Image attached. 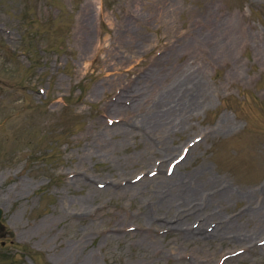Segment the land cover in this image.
<instances>
[{"label": "rangeland", "instance_id": "1", "mask_svg": "<svg viewBox=\"0 0 264 264\" xmlns=\"http://www.w3.org/2000/svg\"><path fill=\"white\" fill-rule=\"evenodd\" d=\"M184 76L203 106L147 135ZM174 176L231 198L157 217ZM263 193L264 0H0V264H264ZM228 217L253 236H205Z\"/></svg>", "mask_w": 264, "mask_h": 264}, {"label": "bare ground", "instance_id": "2", "mask_svg": "<svg viewBox=\"0 0 264 264\" xmlns=\"http://www.w3.org/2000/svg\"><path fill=\"white\" fill-rule=\"evenodd\" d=\"M221 19L223 20V18H221ZM222 23H221V29L223 27ZM217 29L219 30V28H217ZM223 33L224 32H222V34ZM222 39H223V41H221V42L219 41V43H216L215 45L218 46V45L224 44V43L226 45V43H227L226 41H228L227 37L223 36ZM131 43H133V42H131ZM210 44L213 45L214 43L210 42ZM205 49L206 48H204V50ZM214 49H216V48H214ZM207 52H208V50H207ZM202 54H203V52H202ZM154 80H155V78H151L146 83H144V85H142V87L139 89V92L137 93L136 99L134 101L138 102V101L142 100L143 98L146 99V95L148 93V90L150 87L153 86ZM135 88H136V86H135ZM204 96H205V91L203 89L202 83L198 79L196 82L194 77L191 78L188 76H184V78H182L180 81L175 82L173 85H171L170 88L168 87L166 90H164V92L161 93L160 96L156 99L157 104L154 105V107L156 106L154 113L151 115V117L148 119V121L144 123L147 135H150L151 133H156V132L165 133L166 131L168 133L169 131L171 132L174 129L178 128L179 125L182 126L184 121H185V117L192 115L193 112H195V111L197 112V109L200 108L201 106H203L204 100L206 98V96L205 97ZM152 104H154V103H152ZM117 106H119V105H116L114 107V109H116ZM111 108H109L110 111H111ZM119 108H120V106H119ZM122 110L128 111V109L125 107H122ZM141 125H143V124H141ZM225 126L226 125H225L224 120L220 121V123L217 124V128H224ZM142 129L144 130V128H142ZM126 135L127 136L131 135V133L130 134L126 133L125 136ZM157 140L160 141V139H157ZM154 145L155 144H153V146ZM165 151H166V149H165ZM187 158H189V157H187ZM181 162H183V160ZM178 165L179 164H177V166ZM170 166H171V164H170ZM162 169H160V170H162ZM170 170H171V168L169 169V171ZM160 173H161V171H160ZM184 178H186V177H184ZM78 179H80V178L78 177ZM162 180H164L163 183L156 185V187H157L156 190L158 192H160V194L158 196L159 199H157L155 202H153V205H152V207L154 209L153 214L156 213L158 215L157 217H160V218H161V215H159V214H162V212L167 211L166 213H170L174 209L175 210L174 211L175 217H177V218L180 217V214H181L180 212H182L184 210L185 212H188V213L192 212L193 215L194 214H197V215L203 214L205 220L206 219L208 220V219L212 218L213 215L219 214V212H221L220 211L221 208H225L226 202L228 201V199L231 198V195H232V191L226 186H224L222 189H220L221 185L210 186L212 183L214 184V181L209 180V179L207 181H201V180L195 181V180H192V178L185 180V179H181L179 176H174L172 179L169 180L170 182H167L166 179H162ZM145 184H147V182ZM134 186L127 190L128 192H130V194L132 193L131 190L134 188ZM203 188H205V189H203ZM91 189H93V188H91ZM107 189H108V187L105 188V190H107ZM202 189H203V191H201ZM143 191H145V190H143ZM94 192H95V189H94ZM131 196L133 197L134 195L132 194ZM248 210H250L249 213H250V215H252V217L255 218L254 221H256L257 224L264 222V196H263V198H261L259 200V202H257V203L254 202V205L251 206L250 209H248ZM200 212H202V213H200ZM243 214H244V212L240 213V215H243ZM147 220H150V222H151L150 216L147 217ZM159 220H161V219H159ZM185 221H186V219L182 220L180 218L179 220L176 221L177 222L176 226H183L184 224H186ZM236 222H237V220L235 217H230L227 220V224H226V222L219 220L217 225L215 226L214 229H212V231L209 233V235H205V236H211V237L212 236H224L225 237L226 235H230L232 237V239H233V237L234 238L237 237V238H241L242 241H245L248 237L253 236V234H247L245 231V227L242 225H237L238 223H236ZM201 224H203V223H201ZM245 226H246V224H245ZM193 229L191 230L190 228L184 227L183 237L186 236V237L190 238L191 235L195 234V231ZM200 236H202V234Z\"/></svg>", "mask_w": 264, "mask_h": 264}, {"label": "water", "instance_id": "3", "mask_svg": "<svg viewBox=\"0 0 264 264\" xmlns=\"http://www.w3.org/2000/svg\"><path fill=\"white\" fill-rule=\"evenodd\" d=\"M1 216H2V210L0 209V218H1Z\"/></svg>", "mask_w": 264, "mask_h": 264}]
</instances>
